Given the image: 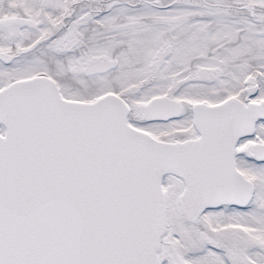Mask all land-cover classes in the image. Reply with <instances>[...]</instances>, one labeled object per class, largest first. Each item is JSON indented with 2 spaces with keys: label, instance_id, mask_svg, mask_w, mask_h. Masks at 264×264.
Segmentation results:
<instances>
[{
  "label": "snow or ice",
  "instance_id": "snow-or-ice-1",
  "mask_svg": "<svg viewBox=\"0 0 264 264\" xmlns=\"http://www.w3.org/2000/svg\"><path fill=\"white\" fill-rule=\"evenodd\" d=\"M0 264H264V0H0Z\"/></svg>",
  "mask_w": 264,
  "mask_h": 264
}]
</instances>
